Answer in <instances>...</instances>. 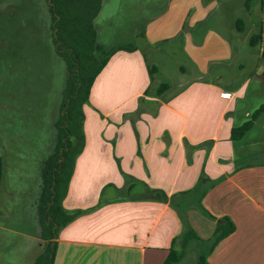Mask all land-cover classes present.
<instances>
[{"label":"crops","instance_id":"obj_1","mask_svg":"<svg viewBox=\"0 0 264 264\" xmlns=\"http://www.w3.org/2000/svg\"><path fill=\"white\" fill-rule=\"evenodd\" d=\"M152 1L155 11L133 26V41L106 48L96 29L101 52L134 49L113 51L82 107L84 146L62 200L67 212L82 213L59 230L53 264H163L183 223L147 188L170 198L192 190L202 174L213 184L200 206L235 225L206 264H264V112L230 140L231 128L264 105V0H248V10L247 0ZM258 32L262 41L251 46ZM163 46H176L191 72L157 96L158 68L149 75L145 51ZM10 188L1 183L0 216L12 204ZM187 219L201 239L211 237L215 221L195 208ZM38 234L22 235L33 240L26 253L29 245L42 251ZM38 255L27 261L23 253V264Z\"/></svg>","mask_w":264,"mask_h":264},{"label":"rangeland","instance_id":"obj_2","mask_svg":"<svg viewBox=\"0 0 264 264\" xmlns=\"http://www.w3.org/2000/svg\"><path fill=\"white\" fill-rule=\"evenodd\" d=\"M47 6L46 0H0L2 189L6 185L13 191L12 204L0 216V264H23V253L28 261L41 251L29 245L26 253L33 240L22 235L39 230V169L57 142L55 123L66 74L52 47ZM154 8L152 0H103L94 20L99 43L110 48L133 41V26ZM165 50L158 47L145 55L158 68L153 84L167 83L174 89L181 80L188 82L191 67L176 46ZM195 259V252L189 251L178 264H194Z\"/></svg>","mask_w":264,"mask_h":264},{"label":"trees","instance_id":"obj_3","mask_svg":"<svg viewBox=\"0 0 264 264\" xmlns=\"http://www.w3.org/2000/svg\"><path fill=\"white\" fill-rule=\"evenodd\" d=\"M51 18V43L56 56L65 67V82L59 114L55 123L57 142L54 151L40 164V196L38 201L39 234L43 241L42 251L36 257L34 264H53L56 248L55 239L59 230L71 222L81 211L67 212L62 207L75 158L84 146L83 105L87 103L91 86L101 72L109 56L116 49H134L133 45L117 46L106 53L101 52L96 44L97 30L94 20L97 17L102 0H46ZM248 10V0L245 2ZM236 29L243 30V21L236 20ZM262 41L260 32L249 39L254 46ZM261 57L264 58V48ZM150 76L157 67L148 65ZM169 89L167 83H161L156 89V95L162 96ZM264 112L261 105L251 114L250 118L238 127L231 128L230 140L241 139L249 131L259 115ZM184 146L187 143L184 141ZM3 179V160L0 157V186ZM210 181L203 174L190 191L173 195L170 198L156 190L147 188L149 194L158 200L167 201L177 212L182 223V233L173 239L168 255L163 264H178L189 251L196 254L194 264H206L207 256L224 238L232 234L235 225L228 217L216 219L200 206V199L211 187ZM190 202L176 200L180 196H188ZM195 208L207 218L215 221V228L210 238L201 239L190 226L187 219L189 209Z\"/></svg>","mask_w":264,"mask_h":264},{"label":"built area","instance_id":"obj_4","mask_svg":"<svg viewBox=\"0 0 264 264\" xmlns=\"http://www.w3.org/2000/svg\"><path fill=\"white\" fill-rule=\"evenodd\" d=\"M222 96H223V97H226V95H225V94H223Z\"/></svg>","mask_w":264,"mask_h":264},{"label":"water","instance_id":"obj_5","mask_svg":"<svg viewBox=\"0 0 264 264\" xmlns=\"http://www.w3.org/2000/svg\"><path fill=\"white\" fill-rule=\"evenodd\" d=\"M48 2H49V0H48Z\"/></svg>","mask_w":264,"mask_h":264}]
</instances>
